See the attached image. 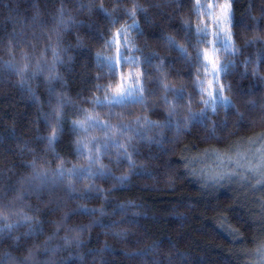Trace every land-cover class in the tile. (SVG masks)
<instances>
[{"label": "trees", "instance_id": "obj_1", "mask_svg": "<svg viewBox=\"0 0 264 264\" xmlns=\"http://www.w3.org/2000/svg\"><path fill=\"white\" fill-rule=\"evenodd\" d=\"M134 6L144 10L139 28L122 40L140 50V63L122 62V43L115 71L98 66V53L115 56L105 42L133 23ZM194 8L195 0H0V264H256L264 187L205 182L197 169L210 173L213 153L226 156L230 146L263 144L264 0H231L235 54L213 51L235 105L209 112L216 138L207 123L179 135L153 128L146 135L160 142L148 143L135 123L167 121L165 95L174 119L187 116L189 96L201 111L194 81L208 79L209 44L197 35L205 19ZM121 67L125 78L143 69L144 102L98 104ZM165 87L184 95L175 102ZM186 158L196 162L185 167Z\"/></svg>", "mask_w": 264, "mask_h": 264}, {"label": "snow or ice", "instance_id": "obj_2", "mask_svg": "<svg viewBox=\"0 0 264 264\" xmlns=\"http://www.w3.org/2000/svg\"><path fill=\"white\" fill-rule=\"evenodd\" d=\"M218 3L216 0H209V2L205 5L201 3V0H195V8L194 14L197 17L203 16L205 18L204 23L200 28H198L197 35L209 36V33H212L210 39L214 42L216 38L219 36H225L224 40V51H231L232 54H235V50L232 49V43L234 42V33H232V25H233V14L230 8L231 0H228L229 9L225 11L223 6L218 8ZM101 11H104L106 16L111 17V13H108L103 8ZM143 12L142 8H138L134 6L133 9L128 10L127 15L133 20V23L130 25H126L120 29H117L112 35L113 38L109 39L105 42L106 47L111 51L115 49V56L109 55H101L97 54L96 60L98 66H106L110 71H115L118 64H121V44L128 49L129 55H126L122 58V62L124 64H132L137 65L140 63L138 57L134 54L139 52L140 50L136 48L133 42L130 39H123L125 35L130 34L131 31L139 28V24L136 20L137 12ZM219 11V15H218ZM111 23L115 25L117 21L115 19H111ZM210 25V26H209ZM174 43L169 38V44ZM183 52V49H181ZM53 57L58 58L59 53L52 49ZM24 60L26 63L23 65L21 69H17L18 74L24 75L30 68V60L29 57L25 54ZM203 63L205 69V75L208 79H196L194 81V86L201 97L199 100V104L203 107L201 111L194 112L191 110V96L188 97V114L186 117L181 119H174L177 114L176 103L170 102L168 100V96L165 95L163 97L164 103L168 105V119L164 123L154 122L147 118H142L137 120L135 123L137 125L143 126L145 129V135L142 137L148 143H159L160 141L155 140L153 137H148L146 132L153 128H175L177 134L181 133H190L194 125H199L201 127H207V123L212 124V128L209 132V139L216 138V125L211 121L209 112L212 115H216L220 108L225 109H235V105L232 103V100L225 95V93L231 90V86H225L223 83V77L227 74V67L223 65L216 64V54L213 52L212 54H208L207 50H205V55L203 56ZM9 67L15 68V65L10 64ZM163 67V61L161 60L160 65L157 66V71H159ZM211 68L209 72L208 69ZM40 70V66L37 65V71ZM123 69L121 67L120 73L117 76V82L111 86V95L107 97L104 101H97L98 104L103 103L107 106H117L124 107L129 103H143L144 102V88H143V69L140 70V76L138 78H134L131 73L125 78L122 74ZM165 92H172L174 95V101L183 97V89H173L169 87H165ZM253 108L256 107L255 102H250ZM146 106V105H145ZM239 117L240 121L244 120V116L239 112L236 113ZM227 115V112H226ZM224 127L227 128V123L225 122ZM131 130V129H128ZM139 134V133H137ZM261 140H264V135H261ZM216 158L220 161L218 166L219 170H210L209 175H205V170L201 169V176L207 182V180H211L214 184H221L222 182L228 180L231 181L236 179L238 181L246 180V175H250L258 178L257 183L260 187H264V151L259 152L257 155L259 156L258 161L253 165L248 162L247 157L242 153H237L236 158L233 160L231 157L227 159L224 156L217 152L215 153ZM128 154L126 153V157ZM129 163H132L130 157ZM196 162L195 158H186L184 160L185 167H191ZM231 166L232 170L229 171L228 168ZM190 175H196V171L193 170L189 173ZM127 177H122L121 181L126 180ZM223 227V225H221ZM229 234L232 236H238L239 233L235 230L228 229ZM258 255L260 256V264H264V244L260 245L258 248Z\"/></svg>", "mask_w": 264, "mask_h": 264}, {"label": "rangeland", "instance_id": "obj_3", "mask_svg": "<svg viewBox=\"0 0 264 264\" xmlns=\"http://www.w3.org/2000/svg\"><path fill=\"white\" fill-rule=\"evenodd\" d=\"M209 2V0H201V3L202 4H207ZM216 2H219L218 3V8L220 7V6H223L224 7V9H225V11H227L228 9H229V3H228V0H216ZM220 13H219V11H218V15H219ZM204 18V17H203ZM205 19V18H204ZM210 26V25H209ZM212 36V33H209V36H208V44H209V48H208V50H207V53L210 55V54H212L213 53V51H216V50H218L220 47H223L224 46V40H225V36H219L218 38H216L215 40H214V42L210 39V37ZM204 64V63H203ZM203 67H204V65H203ZM208 71L210 72L211 71V68H209L208 69ZM135 78H137V77H135ZM262 145L261 146H259L258 147V149H257V147H256V149L255 148H251V150H250V148H247L246 150H243V149H245V148H242L240 145H233V146H230V148H228V149H224L225 151V154H226V156H224V158L225 159H227L228 157H231L233 160L236 158V155H237V153L239 152V153H242V154H244L246 157H247V159H248V162L249 163H252L253 165L258 161V159H259V156L257 155L259 152H262V151H264V140H262ZM208 153H210V152H207L206 153V155L208 154ZM217 153V152H216ZM214 155H215V153H213ZM206 155L203 157L202 156V162H203V164H205V160L204 159H206V160H209L210 158H206ZM211 160V159H210ZM213 161H216L217 162V166L214 168V169H217V170H219L218 169V166H219V164H220V161H218V160H213ZM202 166V165H201ZM201 166H199L198 167V169H197V173L198 174H200V170L202 169V167ZM213 169V170H214ZM228 170L229 171H231L232 170V168H231V166H229V168H228ZM210 173H207V175H209ZM201 175V174H200ZM245 175H246V180H244V181H238V180H236V179H233V180H231V181H228V180H226L227 182H236L237 184H239V185H241L242 187H247V188H251V187H258L259 185H258V183H257V180H258V178H256V177H253V176H250V175H247L246 173H245ZM211 181V180H210ZM225 182V181H224ZM260 256L258 257L257 256V260H256V264H260Z\"/></svg>", "mask_w": 264, "mask_h": 264}]
</instances>
